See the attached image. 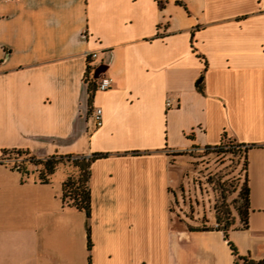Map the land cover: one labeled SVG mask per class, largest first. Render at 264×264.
I'll list each match as a JSON object with an SVG mask.
<instances>
[{"label":"crops","instance_id":"1","mask_svg":"<svg viewBox=\"0 0 264 264\" xmlns=\"http://www.w3.org/2000/svg\"><path fill=\"white\" fill-rule=\"evenodd\" d=\"M102 64L112 87L90 97ZM224 133L253 145L248 224L230 239L263 260L264 0H0V157L106 155L90 218L64 203V173L42 183L0 162V264H234L223 231L171 208L177 153Z\"/></svg>","mask_w":264,"mask_h":264},{"label":"rangeland","instance_id":"2","mask_svg":"<svg viewBox=\"0 0 264 264\" xmlns=\"http://www.w3.org/2000/svg\"><path fill=\"white\" fill-rule=\"evenodd\" d=\"M177 157L183 158L185 166L177 184L171 187V208L177 224L188 229L215 228L219 225L218 216H225L224 210L230 211L236 220L237 207L244 201L240 192L246 184L244 147L233 139H225L219 147L193 148ZM23 159L24 156L9 153L5 162L13 165ZM64 164L58 175L67 171L73 176L78 175V168L71 162Z\"/></svg>","mask_w":264,"mask_h":264},{"label":"trees","instance_id":"3","mask_svg":"<svg viewBox=\"0 0 264 264\" xmlns=\"http://www.w3.org/2000/svg\"><path fill=\"white\" fill-rule=\"evenodd\" d=\"M179 2V1H178ZM96 69V68H95ZM90 72V71H89ZM94 72H92L91 77H88L89 80V91L90 97L93 96L94 92L97 89V82L98 78L94 77ZM203 75L200 77L198 81V87L200 90L203 91ZM225 139H231L227 136L226 133L223 134L222 142ZM220 143V144H221ZM219 145L215 146H206L207 148L212 147H219ZM240 147H244L245 153L250 146H245L244 144L238 143ZM9 153H15L18 156H24V159L21 162L14 163L13 165L10 163L5 162V157ZM184 152H180L177 154H182ZM106 156L102 153H94L92 155H61V154H54L49 155L47 157H38L31 153L30 150L27 149H5L0 157V162L6 163L11 165L12 168L18 169L24 179L27 178H34L42 183L50 182L51 178L60 170L61 165H65L66 162H71L74 167L78 168V175L73 176L70 171L66 172V177L63 182V193L62 199L64 203L70 207L80 211H84L88 218L91 217L92 212V191H91V166L92 163L99 157ZM33 167H30V166ZM247 166V161H246ZM250 189L248 187L247 179L246 184L243 185L240 195H242L244 201L243 203L237 207L238 216L243 223L242 228H246L248 224V212L250 208V200H249ZM223 213L225 214L224 217L217 218V222L219 225L215 227L217 230H221L224 232L225 239L228 240V243L232 249V253L234 255V264H264L263 260L254 259L250 254L243 255L239 252L235 243L230 239L229 231L234 228L235 225V217L232 216L230 211L224 210ZM224 222L222 226L221 223ZM211 229V228H209ZM196 230V229H192ZM89 231V248L92 247L91 242V231L90 227H88Z\"/></svg>","mask_w":264,"mask_h":264},{"label":"built area","instance_id":"4","mask_svg":"<svg viewBox=\"0 0 264 264\" xmlns=\"http://www.w3.org/2000/svg\"><path fill=\"white\" fill-rule=\"evenodd\" d=\"M163 2L164 0H160ZM97 57V52L90 53V58L94 59ZM112 79L103 75L100 78H98L97 82V90H107L112 87ZM168 106L171 105V101L168 100ZM93 117L96 120V123L98 126H101L103 124V109L101 107H97L93 111Z\"/></svg>","mask_w":264,"mask_h":264},{"label":"water","instance_id":"5","mask_svg":"<svg viewBox=\"0 0 264 264\" xmlns=\"http://www.w3.org/2000/svg\"><path fill=\"white\" fill-rule=\"evenodd\" d=\"M107 70V66L102 64V65H99L96 69H95V72H94V77L95 78H100L101 76H103L105 74Z\"/></svg>","mask_w":264,"mask_h":264}]
</instances>
